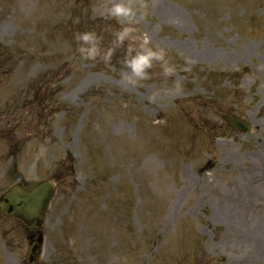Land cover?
I'll return each mask as SVG.
<instances>
[{
    "label": "rangeland",
    "instance_id": "1",
    "mask_svg": "<svg viewBox=\"0 0 264 264\" xmlns=\"http://www.w3.org/2000/svg\"><path fill=\"white\" fill-rule=\"evenodd\" d=\"M114 2L0 0V192L58 184L37 264H264V0H132L124 24ZM124 26L174 73L124 82ZM85 31L109 64L81 59ZM27 236L0 213V264H26Z\"/></svg>",
    "mask_w": 264,
    "mask_h": 264
},
{
    "label": "clouds",
    "instance_id": "2",
    "mask_svg": "<svg viewBox=\"0 0 264 264\" xmlns=\"http://www.w3.org/2000/svg\"><path fill=\"white\" fill-rule=\"evenodd\" d=\"M146 8L147 5L143 3L137 6L132 0H118V2H114L110 7H107L102 15L109 19L114 18L121 24H124L125 21L131 23L138 13L146 15L147 13L144 11ZM135 31L134 27L124 26L121 30L114 33L115 45L117 47L124 45L125 41L139 40V44L136 47L129 44L124 64L128 71L121 75V79L127 84L135 86L149 78V70L156 63L160 64L165 77L171 76L175 68L166 60L165 50L163 48L152 47L151 40L146 33L140 37L133 36ZM101 40L102 37L92 31L78 34L76 36L77 50L81 59L95 61L99 58L104 63L109 64L114 55L115 48H108L106 51H103L100 46Z\"/></svg>",
    "mask_w": 264,
    "mask_h": 264
},
{
    "label": "water",
    "instance_id": "3",
    "mask_svg": "<svg viewBox=\"0 0 264 264\" xmlns=\"http://www.w3.org/2000/svg\"><path fill=\"white\" fill-rule=\"evenodd\" d=\"M226 117L240 131L247 132L251 128V125L239 116L226 113ZM212 165L213 162L209 166ZM55 189L56 183L52 179L40 180L31 189L21 182H16L0 195V211L6 215L21 216L31 227L38 226L45 217ZM30 239L27 261L33 264L37 262L41 252L40 230H37Z\"/></svg>",
    "mask_w": 264,
    "mask_h": 264
}]
</instances>
